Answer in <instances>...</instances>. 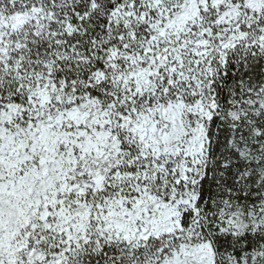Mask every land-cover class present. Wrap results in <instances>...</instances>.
Listing matches in <instances>:
<instances>
[{
    "label": "snow or ice",
    "instance_id": "obj_1",
    "mask_svg": "<svg viewBox=\"0 0 264 264\" xmlns=\"http://www.w3.org/2000/svg\"><path fill=\"white\" fill-rule=\"evenodd\" d=\"M0 264H264V0H0Z\"/></svg>",
    "mask_w": 264,
    "mask_h": 264
}]
</instances>
